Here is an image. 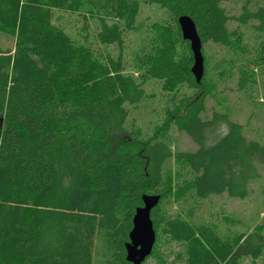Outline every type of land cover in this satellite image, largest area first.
Segmentation results:
<instances>
[{
    "label": "trees",
    "instance_id": "16d2710c",
    "mask_svg": "<svg viewBox=\"0 0 264 264\" xmlns=\"http://www.w3.org/2000/svg\"><path fill=\"white\" fill-rule=\"evenodd\" d=\"M167 3L169 18L147 30L134 54L136 76L125 73L122 52L126 34L139 27L140 0H0V30L16 39L13 48L0 46V264H131L125 245L143 195L160 194V203L166 194L184 200L187 191L198 200L247 196L264 166L263 141L244 136L227 113L207 120L190 108L177 114L182 97L174 103L182 86L195 90L185 100L202 101L207 73L204 57L203 76L194 81L179 15L194 22L202 44L235 52L243 34L226 28L222 0ZM59 9L87 19L70 33ZM239 14L255 21L250 57L264 77V4L243 5ZM150 78L171 96L163 121L141 137L140 128L126 126L128 105L142 101ZM171 122L193 150L172 153L158 136ZM172 156L190 173L173 191L161 167ZM160 203L151 211L156 242L142 264H264V213L239 231L193 220L190 209L160 230ZM161 235L179 243L183 255L168 260Z\"/></svg>",
    "mask_w": 264,
    "mask_h": 264
},
{
    "label": "rangeland",
    "instance_id": "374dc122",
    "mask_svg": "<svg viewBox=\"0 0 264 264\" xmlns=\"http://www.w3.org/2000/svg\"><path fill=\"white\" fill-rule=\"evenodd\" d=\"M155 1L156 3L148 4L144 0H140L142 6L138 16L139 27L126 34L124 41L122 58L127 67L125 73L138 75L133 58L137 50L140 49L144 35L155 22H164L169 18L167 17L169 9L166 6L168 0ZM157 2H160L162 6ZM263 4L264 0H222L223 12L228 17L225 26L232 32L236 30L243 34L241 38L243 47L232 52L225 45H219L210 40L202 44V54L206 59L205 69H207L206 77L202 80L203 84L199 88L201 90L199 94H202L203 97L202 101L185 100V96L195 90L182 86L180 92L176 93L174 102L178 103L181 97L182 101L184 100L178 104L177 114L183 115L184 109L190 108L196 111L201 118L210 120L215 112L227 113L228 119L241 124L244 136L250 139H259L264 143V77L260 68L253 64L250 57L253 55L252 49L256 44V34L253 33L250 26L255 21L244 22L239 19L243 5H248L251 8L253 6L261 7ZM83 17L85 18V15L83 16L82 13H68L65 9H59L57 12L58 21L65 25L70 33H75L81 28ZM14 45H16L15 37L5 32L2 33L0 30L1 48H13ZM100 47L104 46L100 45ZM109 52L116 56L118 50L112 47ZM239 81L243 82L241 87ZM143 86L146 94L141 102L128 105L129 118L126 123L128 129L140 128L141 137L152 132V125L159 126L163 121L166 115L164 109L167 108V101L171 96V93L163 91L161 81L158 79L150 78L145 81ZM199 106L200 110H198ZM171 107L172 105L169 104V109ZM158 136L168 142L172 153L193 150L196 147L185 131L183 132L174 122L170 123L168 131H159ZM161 167L165 173L162 178L164 177L165 180L166 174L168 175L173 186L172 191L177 184H182L184 180L190 178L188 166L176 162L173 156L166 159ZM247 191V196L241 199L230 197L223 192L198 200L187 191L184 200L177 201L174 195L172 197L166 194L158 207L159 219L161 218L160 230L164 227L165 219L183 217L190 209L192 211L189 213L191 214L189 217L193 220L216 223L220 229H227L231 225L239 231L248 230L260 222L261 214L264 213V166L261 167L258 178L249 182ZM226 231L230 232L231 230ZM161 237L158 246L159 249L168 253V260H172L178 254L183 255L179 243H172L165 236L161 235ZM181 263L182 260L176 262V264ZM249 263V260L244 261V264Z\"/></svg>",
    "mask_w": 264,
    "mask_h": 264
},
{
    "label": "water",
    "instance_id": "95a60500",
    "mask_svg": "<svg viewBox=\"0 0 264 264\" xmlns=\"http://www.w3.org/2000/svg\"><path fill=\"white\" fill-rule=\"evenodd\" d=\"M178 29L181 31L183 40L189 43L193 63L190 66L194 81L198 82L204 73V56L201 54L202 43L194 22L187 15H179L177 19ZM161 195H143V204L136 207L132 218L133 228L129 232L130 240L125 245L127 261L131 264H142L148 259L153 251V244L156 242L154 223L151 220V211L154 206L160 203Z\"/></svg>",
    "mask_w": 264,
    "mask_h": 264
}]
</instances>
